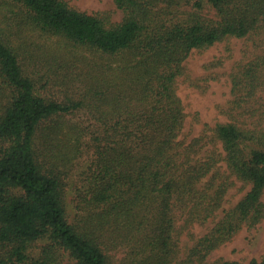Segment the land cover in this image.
Masks as SVG:
<instances>
[{
  "label": "trees",
  "instance_id": "obj_1",
  "mask_svg": "<svg viewBox=\"0 0 264 264\" xmlns=\"http://www.w3.org/2000/svg\"><path fill=\"white\" fill-rule=\"evenodd\" d=\"M10 1L25 7L30 20L45 33L121 61L117 68L107 67L116 74L115 80L97 86L90 96L112 109L108 112L94 103L106 126L98 139L84 200L94 211L97 229L112 221L128 234L129 227L140 230L148 221L152 230L145 229V238L168 253L177 209L191 206L189 219L206 221L221 206L224 187L206 196L197 186L220 160L231 174L251 184V190L202 239L201 250L215 248L244 221L254 225L262 218L264 149L246 150V145L264 147V130L218 124L215 135L224 158H196L204 139L194 138L189 144L179 139L186 115L176 82L194 49L245 37L263 24L264 0H209L218 16L210 24L152 26L143 0H116L125 12L116 23L74 9L66 0ZM5 40L0 33V93L13 95L0 112V264H56L47 254L36 259L29 255L31 245L44 237L68 249L77 264H108L101 238L79 231L67 220L63 186L57 175L45 171L34 147L45 123L51 122L43 129L49 133L55 120L87 107L86 102L61 103L37 95L14 46ZM112 88L116 90L111 92ZM113 113L115 122L107 120ZM156 263L167 260L164 256ZM250 264H264V259Z\"/></svg>",
  "mask_w": 264,
  "mask_h": 264
},
{
  "label": "rangeland",
  "instance_id": "obj_2",
  "mask_svg": "<svg viewBox=\"0 0 264 264\" xmlns=\"http://www.w3.org/2000/svg\"><path fill=\"white\" fill-rule=\"evenodd\" d=\"M66 1L74 9L107 17L114 23L125 16L116 0ZM143 1L148 7L151 26L196 21L210 24L218 20L217 10L209 0ZM0 33L5 36V42L14 46L25 75L33 80L37 95L61 103L83 99L86 102L87 107L55 120V128L49 133L43 129L51 122L45 123L34 147L45 164V171L57 175L63 186L67 220L79 231L101 238L108 264H157L164 256L166 264H219L224 261L250 264L252 260L264 259V215L254 225L244 221L236 232L210 251L201 250L199 246L251 190V184L227 170L224 160L219 161V169L217 167L197 185L206 196L224 187L221 206L206 221L196 217L189 219L191 206L177 209L168 253L152 245L150 237L145 238V229L152 230L148 221L140 230L129 227L128 234L112 221L97 229V220L92 218L94 211L84 200L98 139L105 134L103 127L106 126L100 120L101 110H96L94 103L108 112L112 109L90 96L97 86L115 80L116 74L107 67L117 68L121 61L45 33L30 20L25 7L10 0H0ZM263 60L264 23L245 37H230L213 46L194 49L186 59L184 73L176 82L186 115L179 139L185 144L194 138L204 139L205 145L198 148L196 158H224L222 143L215 135L218 124L235 123L244 128L264 130ZM2 85L0 81V87ZM114 90L112 88L111 92ZM12 95L11 91H1L0 112ZM116 119L114 113L107 117L112 122ZM246 146V150L264 149L256 144ZM260 200L264 207V191ZM52 243L48 237L37 240L31 245L29 255L36 259L47 254L56 264H77L68 249Z\"/></svg>",
  "mask_w": 264,
  "mask_h": 264
}]
</instances>
